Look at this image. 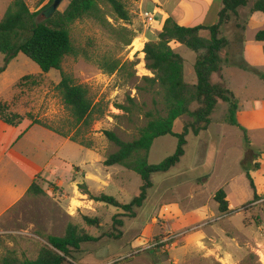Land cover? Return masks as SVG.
Returning a JSON list of instances; mask_svg holds the SVG:
<instances>
[{
  "label": "rangeland",
  "instance_id": "obj_1",
  "mask_svg": "<svg viewBox=\"0 0 264 264\" xmlns=\"http://www.w3.org/2000/svg\"><path fill=\"white\" fill-rule=\"evenodd\" d=\"M12 1L0 0V22ZM70 1L63 0L58 11L63 12ZM256 1L250 0L246 8L240 9L239 18L222 28V37L232 39L244 34ZM49 2L27 0L32 11L41 10ZM105 8L116 28L126 27L134 35L154 29L144 21L137 3L129 4L131 24L116 20ZM46 17L43 12L40 20ZM254 21L257 24L245 31L250 38L256 26L264 27V15L258 13ZM72 35L76 43L88 47L93 58H69L64 70L87 86L96 102H102L106 116L94 124L88 135L94 143L92 150L64 138L47 140L39 127L29 136L30 140L20 141L19 147L25 150H5L15 128L8 127L7 133L0 135V264L10 253L21 261L35 260L41 249L49 246L47 237L65 236L70 224L98 241L83 244L66 264H264V130L248 132L254 156L247 168L260 197L255 202L243 168L245 136L238 128L221 122L227 104H220L213 115L210 141L205 135L196 138L190 133L181 162L170 172L153 176L154 187L143 207L135 209V216L82 194L79 187L84 185L93 195L105 194L122 204H130L138 195L142 184L139 175L120 166L104 165L108 155L117 151L104 131H114L124 141L134 140L146 124L143 112L154 109V104L152 95L138 94L134 82L122 74L111 75L100 66L104 57L136 61L137 76L152 77L143 63L145 55L142 57L135 45L143 44L141 40L134 39L125 46L121 36L111 34L92 19L78 21L72 27ZM179 47L178 54L189 61L194 52ZM4 65L5 56L0 54V67ZM255 69L264 74V68ZM25 76L38 79L39 84L21 81ZM227 76L228 87L243 105L264 103V79L258 74L232 69ZM60 81V72L42 74L36 63L20 54L0 74V100L13 113L32 114L56 125L68 122L70 115L55 90ZM129 97L143 107L142 112L125 114L116 108L129 107ZM188 121L187 116L177 120L174 132L181 133ZM30 123L26 119L24 125ZM177 144L172 136L158 138L151 148L149 163L160 164L172 156ZM255 163L260 170L255 169ZM34 180L46 191L45 196L26 195ZM221 189L228 194V215L220 214L214 200ZM86 218L98 220L99 224L91 225Z\"/></svg>",
  "mask_w": 264,
  "mask_h": 264
},
{
  "label": "trees",
  "instance_id": "obj_2",
  "mask_svg": "<svg viewBox=\"0 0 264 264\" xmlns=\"http://www.w3.org/2000/svg\"><path fill=\"white\" fill-rule=\"evenodd\" d=\"M141 0H71L63 11L51 14L50 10L55 0L44 6L39 11H32L27 0H13L0 22V54L5 56V65L0 67V74L6 71L9 64L20 54L25 55L36 63L42 74H49L56 70L61 74V81L56 86L65 109L70 115L68 122L58 125L40 120L32 114L26 116L13 113L10 106L0 100V121L12 127H18L26 119L31 121V126H40L58 136L68 139L86 149L92 150L94 143L89 139L94 124L106 116V110L102 102H96L89 88L79 84L72 73L64 70V64L69 58L83 57L92 61L93 54L88 47H82L73 38L72 27L81 20L92 19L107 29L111 34L121 36L125 46H130L138 34L134 35L126 27L116 28L110 21L105 7H108L116 20L127 24L132 22L130 3H138ZM250 0H223V7L219 13V21L213 26L184 27L178 24L174 17H169L155 39L145 44V67L152 73V77L137 76L135 70L136 61H122L112 57L101 59V69L109 74L124 75L127 81L136 84L138 94H150L153 96L154 109L143 112L146 124L139 129V136L132 141L122 140L114 131L106 130L104 135L108 141L117 147V151L108 155L104 165L106 167L120 166L140 176L142 184L138 195L130 204H122L114 197L105 194L93 195L87 186L79 188L89 200L105 203L122 209L135 216V209L143 207L148 197V192L154 187L153 176L168 173L175 168L186 154L188 136L192 133L198 136L205 132L214 122L213 115L220 106V102L227 104L222 123L238 128L245 136L247 142L246 158L243 168L246 178L254 191V201L260 197L257 194L254 179L247 168V162L254 156L253 149L248 138V130L242 126L238 119L239 100L235 94L222 84L212 81L214 74L221 71L225 60L222 53L230 51L231 42L222 37V28L232 19L240 16V9L246 8ZM47 17L40 20L41 13ZM264 14V0H257L250 9V13ZM250 14V15H251ZM247 27V26H246ZM244 34L246 28L243 29ZM208 33L205 37L203 34ZM244 34L241 41H244ZM128 40L125 36H128ZM255 40L264 42V30L259 31ZM177 43L196 53L197 60L194 71L197 76V84L185 81V59L172 48ZM227 62L240 69L258 74L264 79V74L242 60L233 56ZM237 62H236V61ZM235 62V63H234ZM33 80L31 84L38 85V79L25 76L21 81ZM20 85V83L18 84ZM17 85V86H18ZM131 105H116L118 110L125 114H134L137 110L143 111L134 98L129 97ZM189 117L181 133L174 132V124L182 117ZM115 118H118L115 116ZM172 136L178 140L175 153L166 158L160 164H150L149 155L154 142L161 137ZM255 169L260 170V165L255 163ZM46 191L34 180L26 195L45 196ZM214 200L219 206L221 215L231 213L228 194L224 189L219 190ZM91 225H98V220L86 218ZM119 224L122 222L118 221ZM49 246L41 249L35 260L21 261L10 253L2 258L1 264H66L73 258L74 253L81 251L85 243L97 242L98 238L91 236L78 226L70 224L63 237H47Z\"/></svg>",
  "mask_w": 264,
  "mask_h": 264
},
{
  "label": "crops",
  "instance_id": "obj_3",
  "mask_svg": "<svg viewBox=\"0 0 264 264\" xmlns=\"http://www.w3.org/2000/svg\"><path fill=\"white\" fill-rule=\"evenodd\" d=\"M137 7L141 10L142 16L144 12H155V23L151 26L154 29H146L142 33L138 34V37L136 38L142 41V50L144 51L145 44L151 39H155L157 37L158 33L162 31L165 21L169 17H174L177 20L178 24L184 27L213 26L217 24L219 21V13L223 7V0H141L137 3ZM258 13L251 14L247 23L246 33L249 29L253 28V25L257 24L254 20H256ZM262 30H264V27L256 26L255 30H252V38L248 37L245 33L243 42L241 41L240 36H233L232 39L228 38L231 42L230 51L228 53L227 51L222 53V57L225 62L221 71L213 75V83L222 84L231 90V88L228 87L229 78L227 76V73L231 72L232 69H240L236 66H233L232 62L231 64L227 62V59H231V61H233V56L239 57V55L241 54L242 60L246 64L255 68H264V42L260 43L255 40L256 34ZM179 46L181 45L177 43L172 44V48L176 53H181ZM143 51L139 52L143 53ZM143 55L145 54L143 53ZM197 56L198 55L194 53V55H191V57L189 58V61L188 59L184 58L185 81L190 84H197L198 82L196 73L194 71V64L197 60ZM143 59V63H145V57ZM147 73L152 75V73H150L149 71H147ZM237 99L239 100V112L237 114L239 123L244 126L248 130V132L264 130V103H258V105L253 103H245V105H243L242 101L238 97ZM220 104H222V102H220ZM245 106H247V108H243ZM24 122L18 127H13L15 129L12 133V140L6 146L5 150L18 148L20 150H25L23 149L24 147H19L20 141L26 139L30 140L29 136L32 134V132L38 127L42 128L40 126H31V123L24 125ZM23 126H25L24 130L21 129ZM213 126L214 122L207 131L202 132L201 134L196 136V138H202V135H205V138L210 141L211 136L209 137V134ZM8 127L12 126L6 125L2 121H0V135L3 133H7V131L9 130ZM42 132H44L42 135L47 140H52L53 138H58L62 141L64 140L62 137L44 128H42Z\"/></svg>",
  "mask_w": 264,
  "mask_h": 264
},
{
  "label": "built area",
  "instance_id": "obj_4",
  "mask_svg": "<svg viewBox=\"0 0 264 264\" xmlns=\"http://www.w3.org/2000/svg\"><path fill=\"white\" fill-rule=\"evenodd\" d=\"M143 16L148 25L152 26L155 23V12H144Z\"/></svg>",
  "mask_w": 264,
  "mask_h": 264
},
{
  "label": "water",
  "instance_id": "obj_5",
  "mask_svg": "<svg viewBox=\"0 0 264 264\" xmlns=\"http://www.w3.org/2000/svg\"><path fill=\"white\" fill-rule=\"evenodd\" d=\"M63 0H55L50 12L51 14H53L54 12H56L58 10V7L60 6V4L62 3Z\"/></svg>",
  "mask_w": 264,
  "mask_h": 264
},
{
  "label": "bare ground",
  "instance_id": "obj_6",
  "mask_svg": "<svg viewBox=\"0 0 264 264\" xmlns=\"http://www.w3.org/2000/svg\"><path fill=\"white\" fill-rule=\"evenodd\" d=\"M135 45H137V51H142V49H143V44L135 43ZM142 57H143V53H142Z\"/></svg>",
  "mask_w": 264,
  "mask_h": 264
}]
</instances>
